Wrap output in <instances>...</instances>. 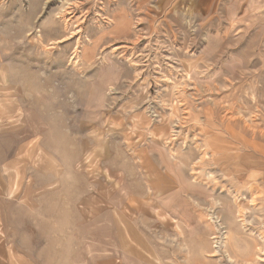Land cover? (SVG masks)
<instances>
[{"label":"rangeland","instance_id":"obj_1","mask_svg":"<svg viewBox=\"0 0 264 264\" xmlns=\"http://www.w3.org/2000/svg\"><path fill=\"white\" fill-rule=\"evenodd\" d=\"M262 160L264 0H0V264H261Z\"/></svg>","mask_w":264,"mask_h":264},{"label":"crops","instance_id":"obj_2","mask_svg":"<svg viewBox=\"0 0 264 264\" xmlns=\"http://www.w3.org/2000/svg\"><path fill=\"white\" fill-rule=\"evenodd\" d=\"M164 2H168L170 4L174 3H179V4H184V5H189L193 6L196 9H201L204 8L207 4H212V2H216L218 0H163ZM260 160V159H259ZM171 160L169 159V163H166V166L164 168V172L161 175V179H158V184L157 190L160 191L163 200L166 204V209L170 210L172 208H176L179 203H185L187 202L183 198H189L190 196L192 197H197L201 203H205L208 201V198L210 197L209 194L202 193V191L194 190L195 195L191 194L190 191L193 190V186L186 185L182 186L181 181L179 183V186H176V188L181 189L175 190V181L178 183V180H180L177 176H175V166L170 162ZM259 165H253L247 167L246 174H244V179L246 183L253 188V194L255 195V201L257 203L255 211V221L256 224L258 225V231H255L254 234L256 235L257 239L253 240L258 244L257 246H260L261 248L264 249V240L259 236V232L264 233L261 228H260V221L262 217L260 216L261 214H264V160L258 161ZM243 178V177H242ZM244 182V181H243ZM192 189V190H190ZM245 194H250V190L248 188L242 189ZM201 199V200H200ZM187 202V204H188ZM168 212V211H166ZM264 217V215H263ZM260 259V258H259Z\"/></svg>","mask_w":264,"mask_h":264},{"label":"built area","instance_id":"obj_3","mask_svg":"<svg viewBox=\"0 0 264 264\" xmlns=\"http://www.w3.org/2000/svg\"><path fill=\"white\" fill-rule=\"evenodd\" d=\"M260 228L264 232V217L260 221ZM262 258L259 259V263L264 264V254L261 255Z\"/></svg>","mask_w":264,"mask_h":264}]
</instances>
